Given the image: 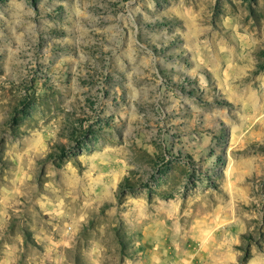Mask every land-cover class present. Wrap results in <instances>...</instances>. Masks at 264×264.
Returning a JSON list of instances; mask_svg holds the SVG:
<instances>
[{
    "label": "rangeland",
    "instance_id": "obj_1",
    "mask_svg": "<svg viewBox=\"0 0 264 264\" xmlns=\"http://www.w3.org/2000/svg\"><path fill=\"white\" fill-rule=\"evenodd\" d=\"M0 264H264V0H0Z\"/></svg>",
    "mask_w": 264,
    "mask_h": 264
}]
</instances>
